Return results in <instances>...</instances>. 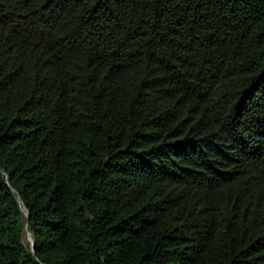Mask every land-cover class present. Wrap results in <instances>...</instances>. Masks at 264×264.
<instances>
[{
    "label": "trees",
    "instance_id": "16d2710c",
    "mask_svg": "<svg viewBox=\"0 0 264 264\" xmlns=\"http://www.w3.org/2000/svg\"><path fill=\"white\" fill-rule=\"evenodd\" d=\"M0 264H264V0H0Z\"/></svg>",
    "mask_w": 264,
    "mask_h": 264
},
{
    "label": "water",
    "instance_id": "95a60500",
    "mask_svg": "<svg viewBox=\"0 0 264 264\" xmlns=\"http://www.w3.org/2000/svg\"><path fill=\"white\" fill-rule=\"evenodd\" d=\"M25 211H26V209H25L24 207H22V212L26 215L27 219H29V214H28V212L25 213ZM28 234H29V236H30L31 246H32V249H33V251H34V244H33V240H32V238H31V234H30V233H28Z\"/></svg>",
    "mask_w": 264,
    "mask_h": 264
},
{
    "label": "rangeland",
    "instance_id": "374dc122",
    "mask_svg": "<svg viewBox=\"0 0 264 264\" xmlns=\"http://www.w3.org/2000/svg\"><path fill=\"white\" fill-rule=\"evenodd\" d=\"M25 243H26V244H28V243L31 244V242H30V236H29L28 233H27L26 236H25Z\"/></svg>",
    "mask_w": 264,
    "mask_h": 264
},
{
    "label": "bare ground",
    "instance_id": "6f19581e",
    "mask_svg": "<svg viewBox=\"0 0 264 264\" xmlns=\"http://www.w3.org/2000/svg\"><path fill=\"white\" fill-rule=\"evenodd\" d=\"M25 213H27V211H25ZM26 216V215H25Z\"/></svg>",
    "mask_w": 264,
    "mask_h": 264
}]
</instances>
